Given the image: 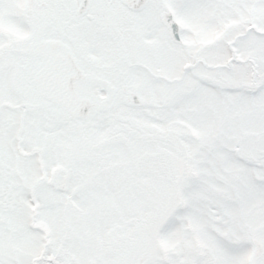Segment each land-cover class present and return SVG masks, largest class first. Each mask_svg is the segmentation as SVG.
I'll return each mask as SVG.
<instances>
[{
	"label": "rangeland",
	"instance_id": "obj_1",
	"mask_svg": "<svg viewBox=\"0 0 264 264\" xmlns=\"http://www.w3.org/2000/svg\"><path fill=\"white\" fill-rule=\"evenodd\" d=\"M64 1L73 6L74 0ZM257 1L254 18L251 9ZM42 2L53 13L44 38L59 40L54 32L58 27L54 18H62L59 0H0L3 62L21 67L20 48L41 38ZM166 2L182 35L193 44L149 48L153 62L173 56L172 74L169 81H162L159 96L146 95L147 103L153 99L150 109H127L118 103L110 113L87 121L67 119L55 108L44 117L30 113L24 118L25 151L44 148L47 169L60 165L69 170L72 188L63 193L41 184L38 153L20 162L12 160L16 196L12 214L0 210V259L6 260L0 264H48L47 259L56 264H248L252 239L264 244V91L252 96L248 92L254 86L243 81L252 55L263 63L264 37L252 32L249 24L264 29V0ZM156 8L152 5L145 13L139 35L153 32L150 35L156 38L163 31ZM93 35L97 36L87 34L91 42ZM93 42L102 45L95 50L101 65L112 63L113 46ZM8 48L15 50L12 57ZM89 50L83 48L86 55ZM219 51L221 63L230 66L216 74L209 67L218 62ZM203 52L207 68L184 74L185 65ZM162 63L170 69L169 58ZM200 72L207 75L205 86L194 92L204 84ZM1 74L0 104L10 106L3 108L0 127L16 142L22 129L19 87L11 89L6 68ZM220 76L215 83L214 77ZM7 81L9 89L3 87ZM170 81L175 91L166 99ZM119 128H144L145 133H123L116 143L104 144L105 138L120 133ZM87 143L91 148L73 164L71 152ZM155 146L162 151L155 152ZM37 183L42 187L35 189ZM258 264H264V258Z\"/></svg>",
	"mask_w": 264,
	"mask_h": 264
},
{
	"label": "flooded vegetation",
	"instance_id": "obj_2",
	"mask_svg": "<svg viewBox=\"0 0 264 264\" xmlns=\"http://www.w3.org/2000/svg\"><path fill=\"white\" fill-rule=\"evenodd\" d=\"M259 2L260 1H257V3H255L251 9V15L254 18L255 15H258ZM65 3L67 2L64 0H59V14L62 15V18H54L55 24H58V27H56L54 32L59 33V40L44 38L45 30L48 26L47 21L51 20L53 13L52 11L47 12V10L50 9L49 5H47L45 2L41 3L42 13L40 14V19L45 23L43 24V29H41V38L34 40L33 44L42 41H53L58 45L57 53L59 55H71L78 69L82 72L83 77L77 81L76 95L79 99L89 101L93 105V111L90 117L97 116L104 111H108L107 113H110L118 103H123L127 109L138 107L148 110L149 106L152 105L153 99H150V103H147L148 100L146 99V95L158 97L159 95H157V92H159L160 86L165 85L162 81H169V73L172 74L171 72L173 71L171 63V59L173 58L172 54L168 55L169 57L165 55L167 58L163 57L161 61L153 62L149 48L165 43L169 45L170 49H173L174 45L189 48L193 44L191 39L185 38L182 35L180 28V39L175 40L173 31L163 21L164 14H173L174 16L172 9L168 6L171 4L166 2V0H74L73 6L67 7ZM152 5L157 6V14L155 16L156 21L158 22L159 19L160 24L158 25L163 27V31L158 32L156 38H154L153 35H150L153 34V32L139 35L137 31L139 25L146 21L144 19L145 13ZM162 5H164L165 8L164 10L160 11ZM57 9L58 4L55 6L54 13L57 11ZM147 18H149V16ZM254 18H252V20H254ZM249 27L252 32L254 30V33L258 37H264V29L258 23L252 22V24H249ZM34 29L36 30V28ZM89 33H96L98 37L96 35L91 36L93 38L91 42L89 40L90 36H87ZM57 37L58 36H56V38ZM96 40L100 44L104 45L105 43H110L113 46L112 55H114V58L112 63L101 65L100 62L102 58L96 56L95 50H98V48H100L102 45L96 46L93 42ZM66 43H71V46L69 47V45ZM217 44H221L219 38H217ZM29 47L20 48V53L22 54L21 67L19 65L17 68H15V63L12 65L11 63L3 62L1 60L2 55H0V73L4 70V68H6L9 75L11 73V89L14 90V88L18 85L19 89L17 87L16 88L21 101L19 108L22 111V129L21 131H18L16 135L18 137L15 140L16 142H14L15 138H13V134L8 137V134L4 132L3 127H0V210L6 212L7 214H12L16 196L14 193L16 185L14 181V169L12 167L13 159L14 161L17 160L20 162V160H23L25 157L30 158L32 153H38L36 156V165L41 168V184L42 181L46 182L49 186L56 187L63 193L70 192V188H72V176L69 170L66 168L63 169L60 165L47 169L46 150L44 148L39 149L40 151L36 150L32 153L25 151L26 149L23 146V137L25 132L23 129L25 122L24 118H27L30 113H38L44 117L48 109L55 108L57 111H60L62 115H65L67 119L71 118L76 121L88 120L79 118L76 119L63 106L46 99V95H44L46 98L42 97L36 87V77L45 69L48 62V57L45 53L38 55L30 53ZM84 47H90V50L88 51L89 53L87 55L83 51ZM229 50L232 55L231 59H234L235 55L233 48L230 47ZM7 52L10 53L12 57V55L15 53V50L14 48H8ZM205 54L206 53L203 52L201 54L202 57L196 59L194 63H187L184 67V74L190 73L197 69H200L201 71V68L206 69L207 64L205 60ZM215 57L218 59V62L211 64L209 68H213L216 71V74L222 70L224 65L230 66L229 64L226 65L221 63L222 52L219 51ZM251 57L253 64L246 65L247 72L245 71V73L247 77L244 78L243 81L248 82V84L250 83L251 86H254L248 93L252 94V96H255V93H261V91H264V52L262 65L260 63V58L254 55ZM168 58L170 59L171 63L170 69L164 68L162 63L163 61L168 60ZM106 69L111 71L107 72ZM200 73L201 81L204 82V84L201 85L200 83L199 87H196L194 92H196V89L201 91V86H205L207 75L203 72ZM0 78L3 79L2 74ZM214 78L215 79H213V81H215V83L221 81V76L220 78ZM143 80L146 83V87H142ZM179 81H181L180 78L177 80V82ZM30 84L33 86L32 90H30ZM167 85H170L172 88L170 89L171 93L166 96V99L168 97H173L175 91L173 87L175 86L174 81H170V83ZM3 87L9 89V81L6 83L4 82ZM0 96L3 97L4 94H0ZM6 106H10V104L7 102L0 104V119L2 118V114L4 112L3 108H6ZM154 127L155 126H152V128ZM118 130L120 133L116 136L111 135L110 137L105 138L104 144L116 143L117 140L121 138L123 133H127L131 136L138 132L145 133L144 128H119ZM154 133L155 132H152L151 134ZM143 137H147V135H143ZM146 146L147 145L143 146V148ZM15 147L17 148V158L14 156ZM89 147V143L83 144L79 151L75 150L71 152L72 157L70 160L73 162V164H77L80 161L78 155L83 154L86 149L91 148ZM154 148L155 152L162 151V149H159L157 146ZM8 157H11V159ZM171 157L172 155L169 158ZM87 159L90 158L84 157V160ZM62 169L65 171L61 183L60 176ZM22 183L23 187L25 188V181L23 180ZM41 184L36 185L34 188L37 189L38 187H42ZM36 197V195L31 197L34 209H37L38 207ZM251 243L253 251L248 264H258L264 258V244L258 239H252ZM258 244L260 245V254L257 255ZM0 260L6 262V260L2 258ZM47 262L48 264H56V262L49 259H47Z\"/></svg>",
	"mask_w": 264,
	"mask_h": 264
},
{
	"label": "water",
	"instance_id": "obj_3",
	"mask_svg": "<svg viewBox=\"0 0 264 264\" xmlns=\"http://www.w3.org/2000/svg\"><path fill=\"white\" fill-rule=\"evenodd\" d=\"M163 21L174 32L175 40H179V27L173 14H164ZM57 49L58 45L53 41H42L29 47L30 53L34 55L45 53L48 57L45 69L36 77V87L42 97L63 106L74 118L87 120L93 111V105L76 95V84L83 78L82 72L71 55H59ZM257 248L258 255L259 244Z\"/></svg>",
	"mask_w": 264,
	"mask_h": 264
},
{
	"label": "trees",
	"instance_id": "obj_4",
	"mask_svg": "<svg viewBox=\"0 0 264 264\" xmlns=\"http://www.w3.org/2000/svg\"><path fill=\"white\" fill-rule=\"evenodd\" d=\"M54 264V263H53Z\"/></svg>",
	"mask_w": 264,
	"mask_h": 264
}]
</instances>
